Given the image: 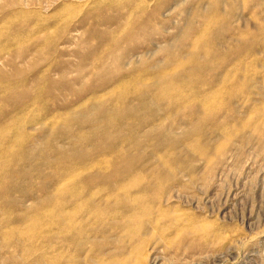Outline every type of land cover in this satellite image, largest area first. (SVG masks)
I'll use <instances>...</instances> for the list:
<instances>
[{"label": "rangeland", "instance_id": "1", "mask_svg": "<svg viewBox=\"0 0 264 264\" xmlns=\"http://www.w3.org/2000/svg\"><path fill=\"white\" fill-rule=\"evenodd\" d=\"M0 264H264V0H0Z\"/></svg>", "mask_w": 264, "mask_h": 264}]
</instances>
